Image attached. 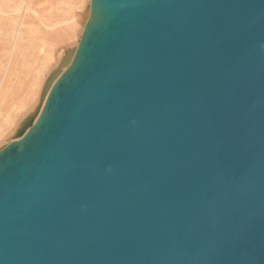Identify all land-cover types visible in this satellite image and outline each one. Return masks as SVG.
Here are the masks:
<instances>
[{
  "label": "water",
  "instance_id": "obj_1",
  "mask_svg": "<svg viewBox=\"0 0 264 264\" xmlns=\"http://www.w3.org/2000/svg\"><path fill=\"white\" fill-rule=\"evenodd\" d=\"M58 71L0 150V264H264V0H90Z\"/></svg>",
  "mask_w": 264,
  "mask_h": 264
},
{
  "label": "rangeland",
  "instance_id": "obj_2",
  "mask_svg": "<svg viewBox=\"0 0 264 264\" xmlns=\"http://www.w3.org/2000/svg\"><path fill=\"white\" fill-rule=\"evenodd\" d=\"M5 4L6 6L12 5L13 18L6 24L5 43L0 44V49L1 45L3 46L1 49L3 53L0 52V87L6 79V72L9 77L13 61H20V64H25L29 59L30 50L34 48L33 45L36 46V42L38 44L45 43L48 46L56 47L54 49L58 51L56 53V56L58 57L55 61H51L53 64L45 70L41 86L38 88L39 91L36 96V101L32 104L33 106L30 104V107H28L29 109L20 108L17 110V116L14 115L15 119L14 117L12 118L11 127L9 126V128L6 129L7 131L5 130L0 134V149L15 140V133L28 117L36 113V121L40 115L47 95L52 87L50 84L51 86L49 85L50 87L48 88L47 93L41 98L45 86L44 83L47 82L51 74L55 71L59 70L56 75L59 77L70 65L79 45L84 26L89 19V17L84 14L89 12L90 0H5ZM31 5L35 6V13L37 15V17H35V22L29 20L26 16ZM71 13L72 16L74 13L76 14H74L73 17L71 16V19L59 18L68 17ZM77 16L78 19L75 26H71L73 24L67 25L70 20H75ZM58 18L62 20L61 22H67V24H58L62 26L50 29V26L54 21L55 23H58V21H56ZM34 29L35 37L31 35V31ZM4 45L6 49L4 48ZM62 62H66L67 65L62 67ZM55 78L53 79L54 81H51V83L53 82L52 84H54L57 79ZM19 113H21V115H19Z\"/></svg>",
  "mask_w": 264,
  "mask_h": 264
},
{
  "label": "bare ground",
  "instance_id": "obj_3",
  "mask_svg": "<svg viewBox=\"0 0 264 264\" xmlns=\"http://www.w3.org/2000/svg\"><path fill=\"white\" fill-rule=\"evenodd\" d=\"M12 9H13L12 5L6 6L5 0H0V44L5 43L4 42L5 28L7 22L13 18ZM89 12H90V5H89ZM89 12H86L84 15L89 17L90 16ZM26 16L27 18H29V20L35 22V17H37L35 13V6L31 5L29 7ZM71 16L72 13L68 17H59V18L71 19L73 17ZM59 18L56 19L58 23L57 22L55 23L54 21V23L51 24L50 29H54V27L62 26L58 24H65V23L67 24V22L64 21H63L64 23L61 22L62 20H60ZM77 19L78 16L75 18V20L73 19H72L73 21L70 20L69 24L67 25L73 24L71 26H75ZM31 35L35 37V29L31 31ZM33 47L34 48L30 50L28 61L25 64H20V61H13V66L9 77L6 72L5 74L6 79L4 81L2 80L3 84L0 87V134L4 132L7 128H9V126L12 123V118L14 117V115L17 116L16 113L17 110H19L20 108L27 109L28 107H30L29 106L30 104L32 105L36 101V96L39 91L38 88L41 86V81L44 77L45 70L53 64L51 61H55L56 58L58 57L56 56V53L58 51L54 49L56 47L48 46L45 43L38 44L37 42H36V46L33 45ZM2 48L3 46L1 45V49ZM4 48L6 49L5 45ZM0 52L3 53L2 50ZM19 115H21V113H19Z\"/></svg>",
  "mask_w": 264,
  "mask_h": 264
}]
</instances>
